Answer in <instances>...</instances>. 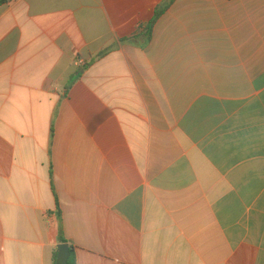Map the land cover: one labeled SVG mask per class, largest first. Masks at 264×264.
Listing matches in <instances>:
<instances>
[{
	"label": "crops",
	"instance_id": "crops-1",
	"mask_svg": "<svg viewBox=\"0 0 264 264\" xmlns=\"http://www.w3.org/2000/svg\"><path fill=\"white\" fill-rule=\"evenodd\" d=\"M61 244L264 264V0L0 5V264Z\"/></svg>",
	"mask_w": 264,
	"mask_h": 264
},
{
	"label": "trees",
	"instance_id": "trees-1",
	"mask_svg": "<svg viewBox=\"0 0 264 264\" xmlns=\"http://www.w3.org/2000/svg\"><path fill=\"white\" fill-rule=\"evenodd\" d=\"M9 1L10 0H1L0 1V5L5 4V3L9 2ZM168 6H169L168 2H165L164 4H162L161 6H159L157 8V11H156V14H155L154 19L147 25V31H148V33H151L154 25L156 24V22L158 21V19L162 16V14L166 11V9L168 8ZM105 54H106L105 52H101L97 56V58H101ZM62 242L65 243L64 240H62ZM70 253H71V255H70V258H69L67 264H76L75 257H74V250L71 249V247H70ZM56 259H57V254H55L54 264H57V260Z\"/></svg>",
	"mask_w": 264,
	"mask_h": 264
},
{
	"label": "water",
	"instance_id": "water-1",
	"mask_svg": "<svg viewBox=\"0 0 264 264\" xmlns=\"http://www.w3.org/2000/svg\"><path fill=\"white\" fill-rule=\"evenodd\" d=\"M70 246L68 244H61L58 247L57 264H67L70 258Z\"/></svg>",
	"mask_w": 264,
	"mask_h": 264
}]
</instances>
